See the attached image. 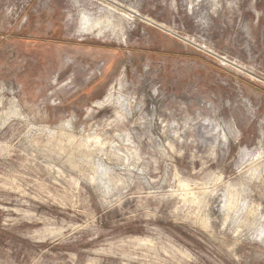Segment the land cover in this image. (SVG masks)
<instances>
[{
  "label": "rangeland",
  "instance_id": "374dc122",
  "mask_svg": "<svg viewBox=\"0 0 264 264\" xmlns=\"http://www.w3.org/2000/svg\"><path fill=\"white\" fill-rule=\"evenodd\" d=\"M0 264H264V0H0Z\"/></svg>",
  "mask_w": 264,
  "mask_h": 264
},
{
  "label": "bare ground",
  "instance_id": "6f19581e",
  "mask_svg": "<svg viewBox=\"0 0 264 264\" xmlns=\"http://www.w3.org/2000/svg\"><path fill=\"white\" fill-rule=\"evenodd\" d=\"M88 18V17H87ZM87 20V19H86ZM85 20V21H86ZM149 22H152L153 23V21H151V20H148ZM88 23V22H87ZM98 24L99 23H97V24H94V25H89L87 28L90 30V32H92V30H94L95 28H97L98 27ZM102 24V23H101ZM100 24V25H101ZM82 31V30H81ZM94 32V31H93ZM101 32V31H100ZM99 34H101V33H99ZM102 34H104L103 33V30H102ZM101 34V35H102ZM101 35H99V36H101ZM111 97H112V95H111V93H109L108 95H107V97H105L102 101H100L99 102V104H101V103H104V102H109L110 101V99H111ZM114 98V97H113ZM106 104V103H105ZM108 104V103H107Z\"/></svg>",
  "mask_w": 264,
  "mask_h": 264
}]
</instances>
